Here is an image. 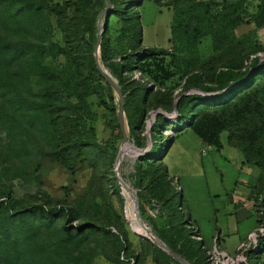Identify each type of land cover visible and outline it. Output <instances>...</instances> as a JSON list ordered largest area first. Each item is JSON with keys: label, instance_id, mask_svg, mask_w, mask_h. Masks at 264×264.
I'll list each match as a JSON object with an SVG mask.
<instances>
[{"label": "rangeland", "instance_id": "rangeland-1", "mask_svg": "<svg viewBox=\"0 0 264 264\" xmlns=\"http://www.w3.org/2000/svg\"><path fill=\"white\" fill-rule=\"evenodd\" d=\"M104 6L4 0L0 7V264H180L126 216L127 192L114 173L118 100L94 62ZM111 8L99 60L124 89L125 121L134 129L133 150L119 166L137 198L133 214L192 264H230L232 257L219 262L198 244L185 209L207 246L219 236L228 250L247 239L257 214L236 222L230 213V187L245 176L236 169L238 151L216 152L193 128L223 119L219 141L244 148L263 175L257 195H264V127L256 130L264 124V0H113ZM175 17L180 29L172 35ZM146 48L157 54L137 62ZM245 90L251 110L234 123L232 102ZM160 161L169 188L151 182Z\"/></svg>", "mask_w": 264, "mask_h": 264}, {"label": "trees", "instance_id": "trees-1", "mask_svg": "<svg viewBox=\"0 0 264 264\" xmlns=\"http://www.w3.org/2000/svg\"><path fill=\"white\" fill-rule=\"evenodd\" d=\"M3 1L4 0H0V7L3 5ZM112 1L113 0H111V2ZM111 9L112 8H110V10ZM110 10H109V15H110ZM0 12H1V10H0ZM233 19L234 20L232 22V25L235 26V25L238 24V19H236V15H235V17ZM178 22H179V19L176 18V17L172 20V24H171V34L172 35H175L176 32H179L180 24ZM0 23H1V20H0ZM160 53H162V52H160ZM155 54H157L156 50L153 51V50H148L146 48L143 52H140L137 55L136 60H137V62L142 61V60L144 61L148 57H150L152 55H155ZM249 83L250 82H248V80H246V81H244V83H242L244 85V88L247 89V90L252 89V86ZM237 87H241V85L237 84L235 86V88H237ZM120 89H121L122 93L124 94L125 91H124V89L121 86H120ZM247 90L241 92L240 94H236V96L234 98L235 102H234V100L232 102V107L234 108L233 120L232 121L234 123H238V122L242 121L244 119L246 113L250 112V110H251V104H250V102H247V101L248 100H252L253 97H250L248 95L249 92ZM124 101H125L124 103H127V98L125 96H124ZM245 102H247V103H245ZM142 110H143V108H142V106H140L139 107V111H141V115H142ZM191 125L193 126L194 124H191L189 122L187 126H191ZM263 127H264V124L262 123L260 126H258L256 128V130H258V129L260 130ZM193 130L201 138V140L204 143L209 144V145H214L217 149H219L221 147V143L219 141L218 135H219V133L223 132L224 130H227V128H226V123H225V121L223 119L216 118V119H213V120L210 121V123L208 124L206 129L201 130V129H199V128L194 126ZM129 132H130V136L134 137V129H133L132 125L129 126ZM251 135H252V133H251ZM251 137H253V135ZM227 138L228 139L230 138L229 137V132H228ZM171 144H172L171 140L166 141V143L163 145V147L161 149L162 151L159 154L160 156H158L159 159H162V157L165 156V154L168 152ZM231 145L238 147L243 152V154L245 156V150H244L243 147H241L238 144H231ZM57 155H58L59 159L61 160V162L66 167L72 169V166H71V164L69 162V159H68V156L66 154H64L62 151H59V152H57ZM148 155H149V153H145V155H143L141 157V160H143V158L148 157ZM245 160H246V158H245ZM159 163H160V165H158V167L156 168V171L154 172L155 175L152 177L151 182H154V183L159 184V185H164V188H169V183L172 180V178L169 176V173H168V170H167V166L164 163H162V161H160ZM157 178H160V182L155 180ZM141 179H142V177H141ZM161 180H162V182H161ZM149 184H150V182H149ZM158 189L154 190L153 192L156 194L158 192ZM159 196L162 197V193L159 194ZM171 196H169V197L171 198ZM258 196H260V194L256 196V199L258 198ZM256 199H255V201H256ZM176 205L179 208L183 207V196L181 195V198H180V191H179V195H178V199H177ZM261 205L263 206V210H264V195H262ZM185 212H186V217H187L188 224H190V225L193 224L189 213L187 211H185ZM195 232H196V236L200 237V238H198V244L200 246L203 245L204 242H203V239H202V237H201V235L199 233V230L196 229ZM167 244L171 248H173L175 251H177L179 254H181L183 257H185L187 260H191L190 257L186 256L179 248H176V247L172 246L170 243H167ZM263 249H264V237H260L258 239L256 248L255 249L251 248L247 252V257L249 258V260H254V263L255 262L257 263V261L259 259V255L263 251Z\"/></svg>", "mask_w": 264, "mask_h": 264}, {"label": "crops", "instance_id": "crops-1", "mask_svg": "<svg viewBox=\"0 0 264 264\" xmlns=\"http://www.w3.org/2000/svg\"><path fill=\"white\" fill-rule=\"evenodd\" d=\"M193 133H195V132H193ZM198 138L200 139V141L203 144H205L206 146L212 148L213 150H215L216 152H219V153L222 152L225 147L236 149L238 151L237 156H239V159H238V162L236 164V169L238 170V172L244 173L245 176L242 178H240L239 176L237 178H235L233 180L232 186L230 187V191L228 193V199L232 205V209H231L230 213L232 214V216L235 219H237L236 220V222H237V221H239L238 218L240 217V215H242V213H245V212L249 213V211L254 209L255 199L257 196V192L259 191V186L261 184L263 175H261L259 170H257L255 167H253V165H251L249 162H247L245 160V156H244L243 152L238 147L230 145L227 142L226 137H223V136L220 137L221 147L219 149H217L214 145H209V144L204 143L199 136H198ZM177 186H178V184H177ZM185 211H187L189 213L195 229L199 230V233H200V229H199L197 223L195 222V219L192 217L191 213L186 209H185ZM253 230L249 229L248 231H246V234H245L246 238H247L248 234L250 232H252ZM220 232H221V229L219 230V234H220ZM200 235H201V233H200ZM197 237L200 238L199 236H197ZM201 237H202V235H201ZM202 239H203V237H202ZM219 239H220V237L217 236L216 239L214 240V244L210 247L206 245L205 240L203 239V242L205 244V248L209 249L210 251L217 253L218 254L217 258H218L219 262H220L219 258H222V254H228L230 257L234 258L237 247L243 241L242 242L240 241V243H238V245L236 247H234L233 249L228 250L227 247H225V245H224V239L222 241V244L219 242ZM203 245H201V247ZM263 256H264V249L259 255V259L257 261V264H264V260L262 259Z\"/></svg>", "mask_w": 264, "mask_h": 264}, {"label": "water", "instance_id": "water-1", "mask_svg": "<svg viewBox=\"0 0 264 264\" xmlns=\"http://www.w3.org/2000/svg\"><path fill=\"white\" fill-rule=\"evenodd\" d=\"M105 6L104 8L99 12L98 14V20H99V30L98 35L96 38V45L94 49V62L97 71L99 74L104 78L106 82L110 84V86L113 89V93L115 97L118 100V110H117V124L119 126V130L121 132V141L118 148L117 156L115 159L114 164V173L117 181L119 184H123V180L119 175V165L121 163V152L123 150L124 145L130 141L129 131L127 129L126 121H125V114H124V94L122 93L120 86L117 84V80H114L109 73L101 66L99 58V45L101 41L102 34L106 30L107 23H108V17H109V10L112 6L111 0H104ZM150 126L147 128L149 130ZM149 137H148V143L149 145ZM173 141V138L171 139ZM143 149V148H142ZM141 149V150H142ZM147 149L140 152L138 156L144 154ZM180 191V198H181V189ZM133 200L137 204V198L135 194H133ZM143 228L145 229L146 233L149 235V237L153 240L155 244H157L159 247H161L163 250H165L173 259H175L180 264H192L189 260H187L185 257H183L181 254H179L177 251H175L173 248H171L166 242H164L150 227H148L141 219H140ZM229 260L230 256L228 254H224ZM230 264H235L234 260H230Z\"/></svg>", "mask_w": 264, "mask_h": 264}, {"label": "built area", "instance_id": "built-area-1", "mask_svg": "<svg viewBox=\"0 0 264 264\" xmlns=\"http://www.w3.org/2000/svg\"><path fill=\"white\" fill-rule=\"evenodd\" d=\"M262 196H258L254 203V209L257 214V226L255 229L250 232L247 236V239L244 240L236 249L235 256L233 258L235 264H257L255 263H248L245 259L247 256V252L252 248L255 249L257 246L258 239L260 237H264V210L263 206L261 205ZM223 262L228 260V258L222 254Z\"/></svg>", "mask_w": 264, "mask_h": 264}, {"label": "bare ground", "instance_id": "bare-ground-1", "mask_svg": "<svg viewBox=\"0 0 264 264\" xmlns=\"http://www.w3.org/2000/svg\"><path fill=\"white\" fill-rule=\"evenodd\" d=\"M100 61V60H99ZM101 64V62H100ZM131 150H133V145L131 143H127L124 145L123 150L121 152V160H122V156L124 153H128ZM120 166V165H119ZM121 187L127 192V196H126V202H125V212H126V216L128 221L134 226V228L136 229V231L144 236L145 238H147L150 241H153L149 235L146 233L145 229L143 228V226H141L136 217L133 214V210H132V205L131 202L133 201V194L131 193L129 187L123 182V184H120Z\"/></svg>", "mask_w": 264, "mask_h": 264}]
</instances>
